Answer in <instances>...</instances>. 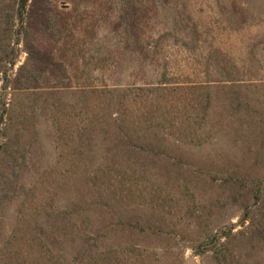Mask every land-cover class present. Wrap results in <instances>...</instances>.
<instances>
[{
    "label": "rangeland",
    "instance_id": "obj_1",
    "mask_svg": "<svg viewBox=\"0 0 264 264\" xmlns=\"http://www.w3.org/2000/svg\"><path fill=\"white\" fill-rule=\"evenodd\" d=\"M0 72V264H264V0H0Z\"/></svg>",
    "mask_w": 264,
    "mask_h": 264
},
{
    "label": "trees",
    "instance_id": "obj_2",
    "mask_svg": "<svg viewBox=\"0 0 264 264\" xmlns=\"http://www.w3.org/2000/svg\"><path fill=\"white\" fill-rule=\"evenodd\" d=\"M27 1L28 0H20V7L24 8ZM18 17L22 19V14L20 12L18 13ZM24 68L25 67H23V70ZM160 77L165 76H162L161 73ZM34 81L33 77L19 76L15 78L12 88V86H10V80L6 77V75H4L0 80L2 91V93H0V151L3 154L10 152L14 143H17L19 138L25 134V129L18 126L21 124L22 120V118L18 115V106L19 103H21V99L26 98V94H24L25 91L27 89H33L31 84ZM164 85L165 83L163 80H159L156 83V86L159 88H162ZM9 89L11 91L10 95L7 94ZM137 131L140 132V129L138 130V128H133V130H131L132 134H135Z\"/></svg>",
    "mask_w": 264,
    "mask_h": 264
},
{
    "label": "water",
    "instance_id": "obj_3",
    "mask_svg": "<svg viewBox=\"0 0 264 264\" xmlns=\"http://www.w3.org/2000/svg\"><path fill=\"white\" fill-rule=\"evenodd\" d=\"M188 264H193V263H192V261L189 260V261H188Z\"/></svg>",
    "mask_w": 264,
    "mask_h": 264
}]
</instances>
